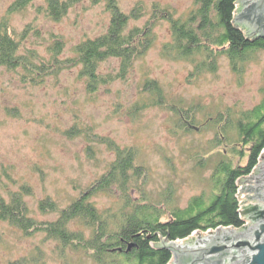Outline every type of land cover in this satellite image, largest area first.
Here are the masks:
<instances>
[{"label": "rangeland", "instance_id": "1", "mask_svg": "<svg viewBox=\"0 0 264 264\" xmlns=\"http://www.w3.org/2000/svg\"><path fill=\"white\" fill-rule=\"evenodd\" d=\"M68 2L54 16L48 0H0V33L18 45L17 58L0 60V210L20 192L25 213L0 212V264H100L96 216L105 232H116L142 205L168 220L194 196L209 202L220 192V162L245 165L252 147L235 123L226 134L222 127L263 100L264 48L235 63L211 42L185 54L172 20L187 19L195 0H116L129 14L120 28L129 51L108 55L91 74L78 45L109 33L115 10L106 0ZM263 153L245 176L257 172ZM249 192L256 193L241 196ZM78 200L94 207L93 215L69 217ZM62 216L81 239L45 228ZM244 220L236 228L252 222ZM214 230L172 241L193 246Z\"/></svg>", "mask_w": 264, "mask_h": 264}, {"label": "trees", "instance_id": "2", "mask_svg": "<svg viewBox=\"0 0 264 264\" xmlns=\"http://www.w3.org/2000/svg\"><path fill=\"white\" fill-rule=\"evenodd\" d=\"M48 1L49 10L54 16H59L70 5L68 1L72 0ZM106 1L115 10L109 33L89 38L78 45L80 59L91 74H96L98 62L108 55H122L129 51L124 45L129 40L122 36L120 29L129 14L117 8L116 0ZM238 1L195 0L196 6L187 19L173 18L172 28L179 50L187 54L192 49L207 47L206 43L211 42L217 45L219 53L227 55L235 63L238 59H244L249 50L264 48V36L252 40L236 23L235 12ZM17 49L18 45L9 33L5 30L1 31L0 60L12 61L17 58ZM33 64L38 70H42L41 64ZM231 119L234 120V117L227 118L223 124L222 133H228L227 128L235 123L238 134L243 137L242 142L245 145L249 143L252 145L247 163L234 166L232 161L222 160L220 162L222 170L217 178L220 192L216 193L209 202H206L202 196H194L186 207H176L168 220H161V214L154 209L155 206L142 205L143 210L140 208V210L136 209V212L127 214L120 230L105 232L100 218L96 216L94 221H97L94 225L97 228L93 240L98 247L95 258L100 264H167L173 256V251L164 245V239H181L190 235L195 229L239 227L245 223L240 212V199L237 196V179L253 170L264 147V97L251 112L245 113L242 118L233 122ZM218 121H223V118H218ZM131 161L128 157L126 165H130ZM106 181L107 175L103 176L99 183ZM20 197L22 193L16 192L10 204L6 205L2 202L0 212L3 211L4 215L8 214L12 217L14 212L25 214ZM69 213V217L79 213L93 215L94 207L89 208L83 200H78L69 209ZM67 219L68 217L62 216L52 226L47 225L45 228L54 236L60 235L62 239L68 240L76 234L64 227ZM18 221L22 222L20 217ZM76 236L81 239V235Z\"/></svg>", "mask_w": 264, "mask_h": 264}, {"label": "water", "instance_id": "3", "mask_svg": "<svg viewBox=\"0 0 264 264\" xmlns=\"http://www.w3.org/2000/svg\"><path fill=\"white\" fill-rule=\"evenodd\" d=\"M240 1L239 5L249 0ZM236 10H239L236 23L245 29L248 38L264 36V0H251ZM262 155L264 157V153ZM259 164L256 173L239 178V182H243L239 191L240 198L243 197L241 214L251 219V224L241 228L217 227L218 230L200 238L193 246L164 239V245L173 251L175 264H264V161ZM254 177L257 179L253 180ZM249 189L256 193L241 196V191ZM256 199L259 201L254 203ZM248 200L250 203L245 204Z\"/></svg>", "mask_w": 264, "mask_h": 264}, {"label": "flooded vegetation", "instance_id": "4", "mask_svg": "<svg viewBox=\"0 0 264 264\" xmlns=\"http://www.w3.org/2000/svg\"><path fill=\"white\" fill-rule=\"evenodd\" d=\"M257 38H259V37H253L252 40H256Z\"/></svg>", "mask_w": 264, "mask_h": 264}]
</instances>
